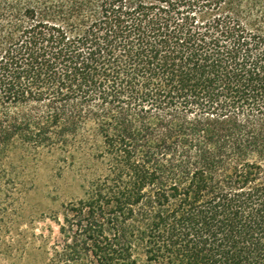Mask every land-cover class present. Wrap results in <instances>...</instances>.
<instances>
[{
  "label": "trees",
  "instance_id": "trees-1",
  "mask_svg": "<svg viewBox=\"0 0 264 264\" xmlns=\"http://www.w3.org/2000/svg\"><path fill=\"white\" fill-rule=\"evenodd\" d=\"M10 149L79 159L49 264H264V0H0Z\"/></svg>",
  "mask_w": 264,
  "mask_h": 264
},
{
  "label": "rangeland",
  "instance_id": "rangeland-1",
  "mask_svg": "<svg viewBox=\"0 0 264 264\" xmlns=\"http://www.w3.org/2000/svg\"><path fill=\"white\" fill-rule=\"evenodd\" d=\"M70 154V151H69ZM70 156L43 149L0 155V264H49L64 246L60 225L82 196Z\"/></svg>",
  "mask_w": 264,
  "mask_h": 264
}]
</instances>
